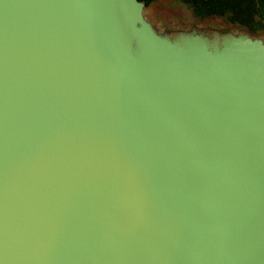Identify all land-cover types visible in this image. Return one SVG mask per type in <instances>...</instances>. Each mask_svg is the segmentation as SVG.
<instances>
[{
    "label": "water",
    "instance_id": "1",
    "mask_svg": "<svg viewBox=\"0 0 264 264\" xmlns=\"http://www.w3.org/2000/svg\"><path fill=\"white\" fill-rule=\"evenodd\" d=\"M144 9L0 0V264H264V42Z\"/></svg>",
    "mask_w": 264,
    "mask_h": 264
},
{
    "label": "rangeland",
    "instance_id": "2",
    "mask_svg": "<svg viewBox=\"0 0 264 264\" xmlns=\"http://www.w3.org/2000/svg\"><path fill=\"white\" fill-rule=\"evenodd\" d=\"M256 1L240 0L234 10L229 9L218 16H209L194 13L179 0H153L145 6L144 15L160 33L189 31L192 28L215 29L234 34L244 31L251 38L264 42V19L258 14L260 12ZM254 9L257 12L254 13Z\"/></svg>",
    "mask_w": 264,
    "mask_h": 264
},
{
    "label": "trees",
    "instance_id": "3",
    "mask_svg": "<svg viewBox=\"0 0 264 264\" xmlns=\"http://www.w3.org/2000/svg\"><path fill=\"white\" fill-rule=\"evenodd\" d=\"M145 6L153 0H139ZM180 3L189 6L194 13L209 16H218L227 10H234L240 4V0H179ZM258 13L264 19V0L256 1ZM239 10V9H238ZM238 10L236 12H238ZM257 12L254 9V13ZM251 15V12L249 13Z\"/></svg>",
    "mask_w": 264,
    "mask_h": 264
}]
</instances>
